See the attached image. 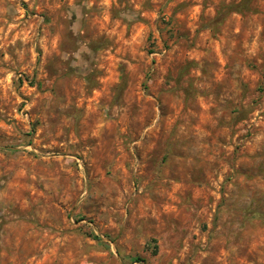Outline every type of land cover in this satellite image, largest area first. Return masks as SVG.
I'll list each match as a JSON object with an SVG mask.
<instances>
[{"label": "rangeland", "instance_id": "374dc122", "mask_svg": "<svg viewBox=\"0 0 264 264\" xmlns=\"http://www.w3.org/2000/svg\"><path fill=\"white\" fill-rule=\"evenodd\" d=\"M241 1L0 0V264H264Z\"/></svg>", "mask_w": 264, "mask_h": 264}, {"label": "trees", "instance_id": "16d2710c", "mask_svg": "<svg viewBox=\"0 0 264 264\" xmlns=\"http://www.w3.org/2000/svg\"><path fill=\"white\" fill-rule=\"evenodd\" d=\"M243 1V2H242ZM239 4H237V5H233V10H235V11H237V12H241L242 11V9H243V4H244V1H245V3H246V0H242ZM221 18V20H222V16L220 17ZM136 261H143L144 259H142V258H140V257H137L136 259H135Z\"/></svg>", "mask_w": 264, "mask_h": 264}]
</instances>
